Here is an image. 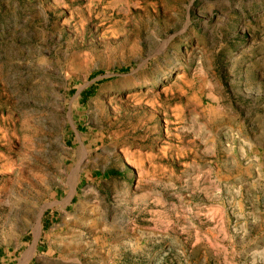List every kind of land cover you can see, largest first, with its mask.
Returning a JSON list of instances; mask_svg holds the SVG:
<instances>
[{"label":"rangeland","instance_id":"obj_1","mask_svg":"<svg viewBox=\"0 0 264 264\" xmlns=\"http://www.w3.org/2000/svg\"><path fill=\"white\" fill-rule=\"evenodd\" d=\"M0 264H264V0H0Z\"/></svg>","mask_w":264,"mask_h":264}]
</instances>
